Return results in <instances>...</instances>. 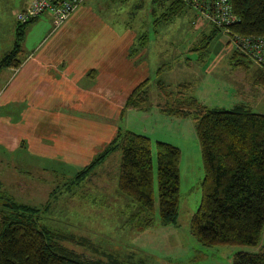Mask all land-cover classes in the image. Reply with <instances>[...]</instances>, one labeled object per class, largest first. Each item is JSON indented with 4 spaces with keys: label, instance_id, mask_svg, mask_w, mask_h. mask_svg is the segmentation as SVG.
Listing matches in <instances>:
<instances>
[{
    "label": "rangeland",
    "instance_id": "1",
    "mask_svg": "<svg viewBox=\"0 0 264 264\" xmlns=\"http://www.w3.org/2000/svg\"><path fill=\"white\" fill-rule=\"evenodd\" d=\"M174 1L82 0L69 18L75 28L84 22L75 34L81 51L68 66L59 60L53 68L51 77L58 85L53 97L46 99L47 106L37 110L30 92L17 94L11 104L0 103V193L39 210L41 226L73 237L62 243L85 261H106L105 256L113 254L128 264H233L237 253L264 252V232L257 247L210 248L191 233L205 169L195 111L180 104L193 98L211 109L243 105L264 114V84L258 81L259 68L254 64L249 69L231 65L230 57L238 50L232 31L228 34L214 26L192 5L168 26L156 28L153 13L161 16ZM19 12L0 7V59L13 48L9 40ZM50 13L28 25L26 56L42 45L48 49L59 35H68L73 22L66 21L54 32ZM215 29L219 35L208 40ZM141 36L146 38L140 43L146 45L131 57ZM93 69L95 79L90 75ZM4 71L0 91L11 75L9 69ZM69 71L73 79L61 84V74L67 76ZM147 79L143 109L123 115L125 101ZM120 129L151 139L156 212L153 226L143 231L137 227L138 206L119 190L120 152L82 185L76 183L77 173L105 150ZM15 140L16 151L8 145ZM157 142L181 151L175 225L160 224Z\"/></svg>",
    "mask_w": 264,
    "mask_h": 264
},
{
    "label": "trees",
    "instance_id": "2",
    "mask_svg": "<svg viewBox=\"0 0 264 264\" xmlns=\"http://www.w3.org/2000/svg\"><path fill=\"white\" fill-rule=\"evenodd\" d=\"M63 1L66 0L60 2ZM232 4L239 19L231 26L232 33L264 36V0H232ZM189 7L192 6L187 1L175 0L161 16L153 13L156 28L168 26ZM38 19L17 23L15 43L0 60V74L4 69L21 66L27 27ZM217 35L219 30L215 29L208 40ZM144 38L141 36L131 49V57L143 50L146 44L140 41ZM206 47H209V42ZM230 63L235 68L249 69L253 66L239 50L232 53ZM257 78L264 84L263 70H257ZM149 84L150 79H147L132 91L123 115L130 109H143ZM180 105L195 111L196 132L205 169L202 201L190 223L192 235L199 244L209 248L228 245L257 247L264 232V114L255 113L243 105L231 110L211 109L193 98ZM178 112L185 116L183 109ZM116 152L121 153L119 190L138 206L141 218L137 227L144 228L140 231L146 230L153 226L156 212L152 144L148 136L118 130L105 150L77 173L76 183L82 185ZM180 159L178 147L157 142L159 218L162 226L175 225L179 218ZM4 195L0 193V264H128L113 254L105 256L106 261L83 260L62 243L66 239L75 240L73 237L41 226L39 210ZM233 264H264V252L237 253Z\"/></svg>",
    "mask_w": 264,
    "mask_h": 264
},
{
    "label": "crops",
    "instance_id": "3",
    "mask_svg": "<svg viewBox=\"0 0 264 264\" xmlns=\"http://www.w3.org/2000/svg\"><path fill=\"white\" fill-rule=\"evenodd\" d=\"M31 1L32 0H0V7H2L3 9H6V7H8L10 12L14 14L17 10L23 11L27 9ZM52 18H53L52 23H53L54 32H56L59 29H61L65 25L66 21H69L72 17L66 20L61 25V27L60 26L56 27L54 24V17ZM72 22L73 25H71L70 30L67 31L68 35L67 36L63 34L61 36L59 35V37L54 39V42L49 45L48 49H44L43 48L44 46L42 45L38 48H35L31 54L26 56L24 54V50H26V48H24L23 45V53L20 56V60L22 61V64L18 69H13V68L9 69L11 75L7 77V81L5 82L3 90L0 91V103H3L4 105L11 104L15 100L17 94L30 92L33 97V100H35L34 107L37 110L39 108V105H41V107H43V105L45 107L47 106L46 99L53 97L54 94H51L52 90L55 89L56 85H58L57 82L51 77L53 76L52 72H54L53 68L57 65V62L59 60L65 62L66 65L68 66L69 63H72V61L77 58V54H80L81 51L80 49H78L81 48L80 47L81 44L79 45L75 44V42L77 41V37L75 36V34L77 33V31L80 30V28H84V22L83 21L78 22L76 28L74 27V20L73 21L70 20V24H72ZM15 30L16 27H13L11 31V39L9 40L11 44L13 43V46L15 43ZM70 32L72 34H70ZM54 36L55 34L52 35L51 37ZM4 70H2L0 74V78L7 76V73ZM61 75H62L61 84L68 85V82L70 83V81L73 79V74L70 73V71L67 73V76H64L63 74ZM90 75L93 76V79H95V77L97 76L96 70L93 69ZM85 77L87 78V71ZM90 87L92 86L89 85V88ZM64 89L67 88L64 87L62 90ZM56 120L59 121L58 119ZM8 145H10L12 149L16 151V148L19 145V141L18 140H15L13 142L11 141V143H9ZM93 175H95V173Z\"/></svg>",
    "mask_w": 264,
    "mask_h": 264
},
{
    "label": "built area",
    "instance_id": "4",
    "mask_svg": "<svg viewBox=\"0 0 264 264\" xmlns=\"http://www.w3.org/2000/svg\"><path fill=\"white\" fill-rule=\"evenodd\" d=\"M32 0L27 9L17 13L18 22L27 23L51 12L56 27L61 26L77 10L82 0ZM198 10L216 27L228 30L239 22L233 11L232 0H184ZM235 47L259 69L264 71V36H244L232 33Z\"/></svg>",
    "mask_w": 264,
    "mask_h": 264
}]
</instances>
